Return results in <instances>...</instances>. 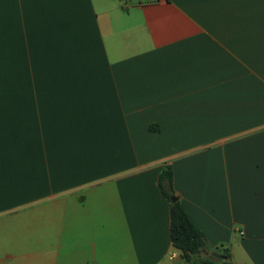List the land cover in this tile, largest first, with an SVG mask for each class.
<instances>
[{
    "label": "crops",
    "instance_id": "0c3cea01",
    "mask_svg": "<svg viewBox=\"0 0 264 264\" xmlns=\"http://www.w3.org/2000/svg\"><path fill=\"white\" fill-rule=\"evenodd\" d=\"M166 165L264 264V0H0V264H187Z\"/></svg>",
    "mask_w": 264,
    "mask_h": 264
},
{
    "label": "trees",
    "instance_id": "16d2710c",
    "mask_svg": "<svg viewBox=\"0 0 264 264\" xmlns=\"http://www.w3.org/2000/svg\"><path fill=\"white\" fill-rule=\"evenodd\" d=\"M158 184L162 195L169 203L170 239L172 244L182 252L187 264H219L218 258L202 253L204 235L201 229L193 223L179 200L172 201L175 195L173 189L172 168L166 165L158 175ZM220 258L228 264L229 253L224 250L218 253Z\"/></svg>",
    "mask_w": 264,
    "mask_h": 264
},
{
    "label": "water",
    "instance_id": "95a60500",
    "mask_svg": "<svg viewBox=\"0 0 264 264\" xmlns=\"http://www.w3.org/2000/svg\"><path fill=\"white\" fill-rule=\"evenodd\" d=\"M171 199H172V201L174 202V201L177 200V197H176L175 195H171ZM202 252H203L205 255L208 254V252H207L206 250H204V249H202ZM210 254L213 255V256H215L216 258H220V255L217 254V253L212 252V253H210Z\"/></svg>",
    "mask_w": 264,
    "mask_h": 264
},
{
    "label": "rangeland",
    "instance_id": "374dc122",
    "mask_svg": "<svg viewBox=\"0 0 264 264\" xmlns=\"http://www.w3.org/2000/svg\"><path fill=\"white\" fill-rule=\"evenodd\" d=\"M219 253H221V252H219ZM218 260H219V264H225V262H224V260H222L221 258H218Z\"/></svg>",
    "mask_w": 264,
    "mask_h": 264
}]
</instances>
